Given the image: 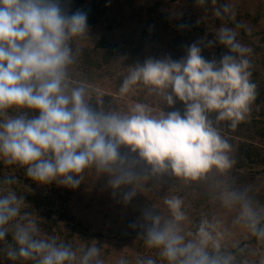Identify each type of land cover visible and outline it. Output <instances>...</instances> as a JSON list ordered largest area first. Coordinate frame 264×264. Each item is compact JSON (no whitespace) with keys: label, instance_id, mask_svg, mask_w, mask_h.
Instances as JSON below:
<instances>
[{"label":"clouds","instance_id":"clouds-1","mask_svg":"<svg viewBox=\"0 0 264 264\" xmlns=\"http://www.w3.org/2000/svg\"><path fill=\"white\" fill-rule=\"evenodd\" d=\"M64 0H0V158L18 164L40 184L58 183L76 189L90 167L114 173V189L131 184L134 171L126 167L122 148L138 153L157 173L168 172L198 180L212 169L227 171L233 165L230 143L209 119L229 121L236 129L249 116L257 95L252 82L248 49L237 40L234 29L222 27L217 39L228 49L218 62L207 60L199 44H192L186 58H149L130 68L120 93L143 84L161 94L170 107L177 100L180 111L153 114L136 104L128 114L96 111L82 86L69 87V66L74 63L71 42L89 30L88 13H68ZM203 5L206 0H197ZM219 15V13H217ZM214 44L215 41H210ZM16 110L19 114L8 113ZM32 113L31 116L28 113ZM125 194V200L134 196ZM172 219L161 223L155 215L147 227V244L161 249L168 264H231L232 257L219 253L207 220L197 239L186 241L179 223L186 220L179 197L165 200ZM225 203L239 204L240 219L253 235L264 237L261 217L243 194L228 192ZM21 215V200L15 192L0 195V241L7 225ZM37 225L29 221L16 226L13 239L18 251L8 256L36 264H74L75 251L56 243L55 238L37 239ZM99 249H87L79 264H102ZM148 264H153L149 261Z\"/></svg>","mask_w":264,"mask_h":264},{"label":"rangeland","instance_id":"rangeland-1","mask_svg":"<svg viewBox=\"0 0 264 264\" xmlns=\"http://www.w3.org/2000/svg\"><path fill=\"white\" fill-rule=\"evenodd\" d=\"M157 1L159 5L150 13L148 8ZM110 6H115L111 14L117 16L122 24L108 29L107 20L94 30L88 31L85 37L72 41L74 63L68 70L69 87H84L89 103L91 99L97 100L104 111L128 114L138 103L148 106L153 114L162 111L167 113L170 108L175 111L176 105L170 107L160 93L143 84L134 86L127 94L122 95L120 87L123 80L130 68L149 58H186L189 47L194 43L199 44L205 59L218 62L227 54L225 47L218 52L221 44L217 36L222 27L235 30L237 40L249 50L247 58L251 62L252 82L256 85L264 84V0H206L203 5L198 4L197 0H110ZM162 14L167 15L169 20L166 31L164 22L159 19ZM150 20L158 32L145 52L128 58L119 51L110 62H104L103 50L94 52L101 38L105 37L109 42H121L132 31L142 27L149 28ZM185 28L191 31L185 34ZM200 29L203 30L202 33L199 32ZM177 34H181L178 40ZM210 41L215 43L211 44ZM258 46H261L260 51H257ZM87 51L90 55L89 61ZM221 136L231 145L228 155L233 161L232 167L223 172L212 169L198 180L176 176L170 169L168 172L157 173L138 153L134 154L129 149L122 148L121 154L125 158L126 167L136 174L133 183L114 189L110 181L115 174L98 171L95 167L85 171L82 182L76 189L54 183L61 192L65 189L71 191L67 204H61L59 200L54 210L58 213V210L63 211L65 208L69 215L83 221L85 226V239L79 235H76V239H70L71 249L77 255L74 264H79L80 257L93 246L99 249L97 259L102 264H148L149 261L153 264H168L167 259L161 255V249L147 244V227L151 225V221L146 220V216H159L162 224L172 219L165 200L173 197H179L183 202L182 211L186 220L180 222L179 227L186 241L197 239L202 221L207 220L214 225L209 230L220 247L235 249L245 245L244 248L250 247V252L244 264H264V237H260L256 244L249 243L253 234L246 222L240 219V205L229 206L225 203L226 193L243 194L262 221L264 166L240 167L236 161L238 154L235 156V152L238 153L241 139L222 132ZM0 164L5 171L11 169L17 175H22L23 170H26L18 164L7 163L3 158H0ZM131 191L135 195L126 201L125 194ZM8 192L9 188L0 186V195H7ZM200 197H204L200 205L191 202L192 199L198 202ZM22 217L21 213L6 226L8 235L4 241H0L2 260L8 257L5 254L8 250V236L16 230L14 224H20ZM16 220L19 222H15ZM74 225L75 222H70L65 231L73 229ZM132 226L135 227V232ZM59 241L63 244L66 239L62 237ZM27 264H36V260L30 259Z\"/></svg>","mask_w":264,"mask_h":264},{"label":"trees","instance_id":"trees-1","mask_svg":"<svg viewBox=\"0 0 264 264\" xmlns=\"http://www.w3.org/2000/svg\"><path fill=\"white\" fill-rule=\"evenodd\" d=\"M158 5L159 2L157 1L152 7L148 8L149 12L151 13ZM62 7L68 13L75 12L77 10L86 11L88 13V31L94 30L100 23H104L107 20L109 21L107 26L108 29H112L115 26L122 24L117 16L111 14V12L114 11L115 6L114 8L110 6V0H64ZM223 8H225L224 5ZM226 15L227 14H225V16ZM159 19L164 22L165 26L163 27L166 31L169 27L168 16L162 14ZM152 22L153 21L150 20L149 28H138V30L127 34L121 42H109L105 37L101 38L96 44L94 52L98 51V49L103 50L104 62H110L113 60L119 51L122 54H126L128 58H133L135 54L145 52L146 47L151 46L154 42V37L157 36L158 32V29L153 26ZM238 26H240V24H238ZM241 29L246 35L244 29L242 27ZM189 31L191 30H187V28H185V34H188ZM199 32L202 33L203 30L200 29ZM180 35L181 34H177L176 40L180 39ZM222 47L224 46L221 45L218 48V52L222 51ZM260 50L261 46H258L257 51ZM225 51L227 53L228 49L225 48ZM86 54L88 56L87 60L89 61V52L87 51ZM256 86V99L252 103L249 113V115L251 114V118L248 116L246 120L236 129L231 128L229 121L217 122L215 113L209 114L210 121L213 123L214 127L220 131V134L222 132L225 135L235 136L241 139L239 142V148H237L238 153L235 152V156L238 154L236 161L240 167L245 165L251 167H254L255 165L264 166V84L259 83ZM90 102V106L94 110L104 111L102 105L98 103L97 100L91 99ZM175 105V111H180L183 114L185 108L183 103L177 100ZM168 111L172 112L174 110L172 109L171 111L170 108ZM9 113L13 115L19 114L16 110H11ZM28 115L31 116L32 113L29 112ZM0 186L3 188H9L10 191L15 192V194L20 198L21 213L23 217L19 220L20 222L17 220L15 222H19L20 225H25L29 221L34 222L39 229L38 233L35 234L37 239L55 238L56 243L60 245V238L65 237L66 242L63 243V245L69 248L72 246V241L70 242V239H76V235L85 239L86 235L84 234L85 226L83 221L76 220L72 214L69 215V211L65 208L63 211L62 209L58 210V213L54 210L55 204L59 200L61 201V204H67L70 200L69 196L71 195V191L69 189H65L64 194V192H61L55 187L54 183L40 184L28 177L26 170H23L22 175H17V173L13 172L11 169H7V171H5L1 164ZM202 199H204V197H200L198 202L194 199H192L191 202H196L200 205ZM70 222H75L73 229H67L65 231V227L68 228V224ZM14 227L16 228V224H14ZM259 227L264 228V219L261 221ZM132 228L133 232H135V227L132 226ZM14 233L15 230L12 232V235L8 236V250L5 254H8L10 249L18 251V246L13 239ZM259 238L256 235H253L249 243L256 244ZM244 246L245 245H241L235 249L220 247L219 253H217L215 249H210L209 251L213 255L219 254L222 256L232 257L231 264H244V261L250 252V247L244 248ZM242 248L243 250H241ZM28 262L29 260L19 257L11 259L8 256L6 259H0V264H27Z\"/></svg>","mask_w":264,"mask_h":264}]
</instances>
